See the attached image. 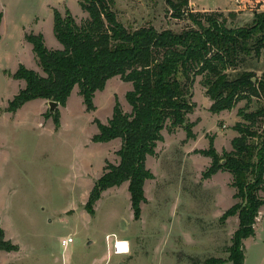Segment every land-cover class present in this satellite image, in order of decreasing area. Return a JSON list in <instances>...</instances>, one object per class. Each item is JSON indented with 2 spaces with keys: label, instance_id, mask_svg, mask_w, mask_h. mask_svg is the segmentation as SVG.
<instances>
[{
  "label": "rangeland",
  "instance_id": "374dc122",
  "mask_svg": "<svg viewBox=\"0 0 264 264\" xmlns=\"http://www.w3.org/2000/svg\"><path fill=\"white\" fill-rule=\"evenodd\" d=\"M229 1V2H228ZM80 0H0L3 16L0 41V229L5 239L17 245L13 252H0V264H208L212 259L227 260L228 248L238 229L237 216L221 220L233 205L232 177L218 172L210 179L203 173L211 159L201 153L210 141L219 156L232 150L237 136L234 126L242 121L238 110L213 114L211 100L195 79L191 89L194 111L188 121L195 127L188 139L184 128L172 133L165 129L155 156H148L147 168L154 178L146 182L147 202L136 219L128 183L101 195L89 212V196L102 176L107 162L118 164L120 140L98 143L96 121L106 124L112 117L116 99L125 112L131 108L126 93L131 84L120 77L108 81L96 93L95 111H87L78 88L65 107L59 106L60 126L50 112L48 101L26 103L15 113L6 111L9 102L25 86L14 74L20 64L42 73L32 45L25 35L43 34L49 49H60L54 36V9L65 15L70 10L80 24L88 15ZM118 20L130 30L154 26L180 33L194 27L187 19L173 17L166 0H113ZM193 12H222L229 27L253 23L264 3L241 0H189ZM229 7L222 10L225 6ZM195 4V5H193ZM233 14L235 17L230 16ZM25 27V28H24ZM264 72V49L252 54L236 72ZM256 80V79H255ZM254 80V81H255ZM264 101L253 100L250 111ZM264 198V191L260 192ZM73 238L68 248L62 239ZM128 242V251L116 254L114 241ZM245 263L264 264V206L255 225V236L244 241ZM224 264H232L227 262Z\"/></svg>",
  "mask_w": 264,
  "mask_h": 264
},
{
  "label": "trees",
  "instance_id": "16d2710c",
  "mask_svg": "<svg viewBox=\"0 0 264 264\" xmlns=\"http://www.w3.org/2000/svg\"><path fill=\"white\" fill-rule=\"evenodd\" d=\"M166 3L174 18H187L194 27L180 33L158 31L151 25L130 30L118 20L113 0H80L81 9L88 15L80 24L70 10L62 15L54 9L53 31L61 48L49 49L43 34L25 35L42 73L20 64L14 78L24 81L25 86L6 111L15 113L38 99L65 107L78 88L86 110L91 112L96 109V93L104 91L109 80L120 77L130 83L131 90L125 98L131 111L125 112L116 99L108 122L96 121L98 133L94 141L120 140V160L116 165L107 162L90 193L87 208L93 213L102 193L128 183L131 207L139 219L142 204L147 202L145 184L154 178L147 168V158L156 155L158 143L164 139L162 132L168 129L172 133L182 127L188 139L195 136V124L187 117L195 109L190 99L196 77H202L213 114L231 111L245 101L238 110L242 121L234 126L237 136L232 140V150L219 156L210 141V148L199 152L211 159L202 177L210 179L218 172L230 173L234 198L239 200L221 218L237 216L239 220L228 248L229 257L226 261L212 259L208 264H244V241L255 236V225L264 206L260 196L264 191V105L249 112L254 99L264 101V72L260 78L251 71L236 76H231V72L238 71L252 54L261 55L264 12L256 13L251 25L229 27L222 12H193L189 0ZM1 22L2 14L0 26ZM46 117L60 126L59 109ZM17 249L0 229V252Z\"/></svg>",
  "mask_w": 264,
  "mask_h": 264
},
{
  "label": "built area",
  "instance_id": "2783aa9c",
  "mask_svg": "<svg viewBox=\"0 0 264 264\" xmlns=\"http://www.w3.org/2000/svg\"><path fill=\"white\" fill-rule=\"evenodd\" d=\"M243 2H256V3H264V0H241ZM74 243V239L73 238H64L62 239L61 241V244L64 248H68L71 244ZM119 243H122V242H118V240H115L114 241V244H113V251L114 253L116 254H124L123 251L120 250L119 248ZM128 251V250H127Z\"/></svg>",
  "mask_w": 264,
  "mask_h": 264
},
{
  "label": "crops",
  "instance_id": "0c3cea01",
  "mask_svg": "<svg viewBox=\"0 0 264 264\" xmlns=\"http://www.w3.org/2000/svg\"><path fill=\"white\" fill-rule=\"evenodd\" d=\"M229 2V1H228ZM193 5H195V4H193ZM230 6V4L228 3V5L227 6H225L222 10H224L225 8H227V7H229ZM1 14V13H0ZM2 24H3V16H2V22H1V26H0V34H1V38H0V41L3 39V34H2ZM25 28V27H24ZM23 31V38L25 39V30L23 29L22 30ZM57 49V48H56ZM44 101H46V100H44Z\"/></svg>",
  "mask_w": 264,
  "mask_h": 264
},
{
  "label": "water",
  "instance_id": "95a60500",
  "mask_svg": "<svg viewBox=\"0 0 264 264\" xmlns=\"http://www.w3.org/2000/svg\"><path fill=\"white\" fill-rule=\"evenodd\" d=\"M254 80H255V79H254ZM49 106H50V112L55 111V110L58 109V107H59L58 103L53 102V101L49 102ZM223 163H225V162H223Z\"/></svg>",
  "mask_w": 264,
  "mask_h": 264
},
{
  "label": "bare ground",
  "instance_id": "6f19581e",
  "mask_svg": "<svg viewBox=\"0 0 264 264\" xmlns=\"http://www.w3.org/2000/svg\"><path fill=\"white\" fill-rule=\"evenodd\" d=\"M119 242V241H118ZM119 248L121 251H123L124 253H127V249H128V244L127 246L122 242V243H119Z\"/></svg>",
  "mask_w": 264,
  "mask_h": 264
},
{
  "label": "clouds",
  "instance_id": "9594fccd",
  "mask_svg": "<svg viewBox=\"0 0 264 264\" xmlns=\"http://www.w3.org/2000/svg\"><path fill=\"white\" fill-rule=\"evenodd\" d=\"M126 246H127V244H128V242L127 241H125V242H123Z\"/></svg>",
  "mask_w": 264,
  "mask_h": 264
}]
</instances>
